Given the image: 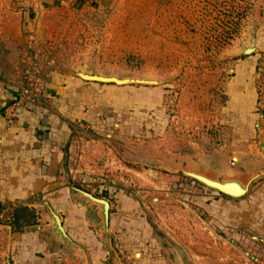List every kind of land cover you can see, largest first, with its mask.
<instances>
[{"label":"rangeland","instance_id":"obj_1","mask_svg":"<svg viewBox=\"0 0 264 264\" xmlns=\"http://www.w3.org/2000/svg\"><path fill=\"white\" fill-rule=\"evenodd\" d=\"M0 64L10 96L44 88L15 118L56 99L55 181L81 205L0 201V264H264L263 228L222 231L218 190L188 174L264 182V0H0Z\"/></svg>","mask_w":264,"mask_h":264},{"label":"crops","instance_id":"obj_2","mask_svg":"<svg viewBox=\"0 0 264 264\" xmlns=\"http://www.w3.org/2000/svg\"><path fill=\"white\" fill-rule=\"evenodd\" d=\"M1 67L3 68L4 66L0 64ZM5 69L8 70V77L14 79L15 73L11 72L9 64L6 65ZM51 81L50 85H48L49 90L52 93L55 90L57 94L61 93L64 95V90L57 89L53 82L54 80L52 79ZM65 91L67 95L61 101V110L63 111L66 108L65 111L68 112L69 108L66 105L63 106V104L69 100L67 98L72 93L69 85ZM10 95V91L0 87V201L26 199L37 192L45 191L47 198L51 196L50 200L57 201V197L61 196L62 204L67 203V205H72L79 210L80 204L76 205L68 200L70 194L69 186L63 182L60 186V183L55 181L62 162V152L59 148L61 144L52 137V135H55V126H50L51 118L49 116L45 118L44 114L45 112L53 111L57 105L56 99L51 94V99L47 101L49 102L48 105L43 107L34 106L31 109L32 111L20 110L18 117L13 119L9 113V106L5 108ZM45 96L48 97L47 94ZM262 121L264 124V119ZM52 125L55 124L52 123ZM262 128L264 129V126ZM41 161L45 163L43 169L39 164ZM251 172V169L245 168L241 174H233V176L222 179H219L217 175L209 178L202 174L188 173L191 176L198 175L210 181L227 185L231 189L241 191V195H239L240 193H232L237 196L220 191L213 193L216 200L210 202L209 204L212 205H209V207L213 209L214 205L217 209H220L218 214L215 215L223 224L220 223L221 227H223L222 231L228 232L230 230L231 232H236V229L250 231L246 227H253L252 230L258 233L257 227L260 228V226L263 228L260 232L264 231V182L262 184L259 182L251 184L253 178L257 176V174ZM241 196L244 198L237 199V197ZM51 204L53 207L55 206L53 203ZM259 214H262L263 217L256 219ZM66 219L65 230H68L69 234L74 236L77 232L79 233L74 228L82 227L80 231L85 234L82 233L83 239L81 237L79 239L87 245L94 246L96 242L92 237H89L84 229L86 228L84 227L86 226L85 218H74L69 212ZM25 236L31 239L36 238L39 241L38 245L31 243L35 250L48 253V250L43 247L46 243L39 239L35 233L27 232Z\"/></svg>","mask_w":264,"mask_h":264},{"label":"water","instance_id":"obj_3","mask_svg":"<svg viewBox=\"0 0 264 264\" xmlns=\"http://www.w3.org/2000/svg\"><path fill=\"white\" fill-rule=\"evenodd\" d=\"M259 148H260L261 152L264 153V138L259 142ZM192 177H194L196 180H199V181H201L202 183L208 185L209 187H211V188H215V189H217L218 191L223 192V193H227V194H230V195H234V194H232V193H238V192L240 191V190H234V189H231V188L228 187L227 185L221 184V183H219V182H213V181H210V180H208V179H206V178H203V177H201V176H198V175H192ZM240 192H241V191H240ZM239 195H241V193H240ZM87 196H88L91 200L96 201V198H94L93 196H91V195H87ZM103 203H104V205H105V208L107 209V207H108L107 202L105 201V202H103ZM55 218H56L55 222L57 221L56 224L59 226V229H60L61 232H62L63 230H62V228L60 227V223L58 222L57 217H55ZM106 219H107V218H106Z\"/></svg>","mask_w":264,"mask_h":264},{"label":"built area","instance_id":"obj_4","mask_svg":"<svg viewBox=\"0 0 264 264\" xmlns=\"http://www.w3.org/2000/svg\"><path fill=\"white\" fill-rule=\"evenodd\" d=\"M28 86V84H27ZM44 92V88H33V89H29L28 87L25 89H21V91L19 93H16V96L14 95L13 98H14V102L8 107L9 109V113L11 114L12 118H15L16 117V113H17V110H16V106L21 104L22 101L24 100L23 97H33L34 98V94L36 93H42L43 94ZM31 102H34V101H31Z\"/></svg>","mask_w":264,"mask_h":264},{"label":"trees","instance_id":"obj_5","mask_svg":"<svg viewBox=\"0 0 264 264\" xmlns=\"http://www.w3.org/2000/svg\"><path fill=\"white\" fill-rule=\"evenodd\" d=\"M13 102H14V98H13V96H10V99H9V101H8V103H7L5 108L10 106ZM27 110H28V108H27ZM21 210H23L25 213H27L29 209L27 207H22ZM34 217H35L34 213L30 212V213H27V214L24 215V220L23 221H20L22 216L21 215H17V218L15 220V228H14L15 231L21 232L24 226H28V225L32 224V219Z\"/></svg>","mask_w":264,"mask_h":264},{"label":"bare ground","instance_id":"obj_6","mask_svg":"<svg viewBox=\"0 0 264 264\" xmlns=\"http://www.w3.org/2000/svg\"><path fill=\"white\" fill-rule=\"evenodd\" d=\"M238 193H241V192H238Z\"/></svg>","mask_w":264,"mask_h":264}]
</instances>
